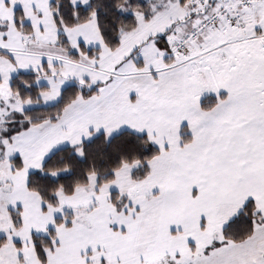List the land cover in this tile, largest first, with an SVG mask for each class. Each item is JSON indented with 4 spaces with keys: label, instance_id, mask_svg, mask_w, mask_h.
Listing matches in <instances>:
<instances>
[{
    "label": "snow or ice",
    "instance_id": "obj_1",
    "mask_svg": "<svg viewBox=\"0 0 264 264\" xmlns=\"http://www.w3.org/2000/svg\"><path fill=\"white\" fill-rule=\"evenodd\" d=\"M0 264H264V0H0Z\"/></svg>",
    "mask_w": 264,
    "mask_h": 264
}]
</instances>
